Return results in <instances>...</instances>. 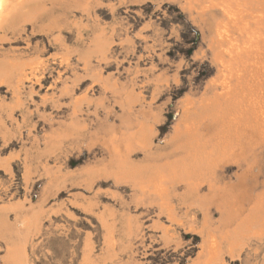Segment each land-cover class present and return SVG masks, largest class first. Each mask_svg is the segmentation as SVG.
I'll use <instances>...</instances> for the list:
<instances>
[{
  "label": "rangeland",
  "instance_id": "374dc122",
  "mask_svg": "<svg viewBox=\"0 0 264 264\" xmlns=\"http://www.w3.org/2000/svg\"><path fill=\"white\" fill-rule=\"evenodd\" d=\"M1 1L2 14L14 13L22 4L31 9L37 5L36 0ZM209 1L192 8L189 0H93L87 13L66 2L54 4L47 0L34 18L16 14L10 25L0 28V62L18 61V70L20 66L25 69L17 72L13 83L0 81V212H4L1 217L11 229H20L15 212H27L26 217L29 212H40L33 218L36 222L26 240L19 242L20 264H193L204 252L207 222L217 226L219 212L212 206L205 216L192 206L182 182L169 191L144 189L143 197L133 186L116 184L100 173L94 174V181L87 184L80 181V175L106 158L99 145L87 146L86 136L105 125H119V93L133 90L138 99L131 109L149 106L151 113L145 114L146 120L147 116L158 114V119L152 120L150 146L133 150L131 162H148V154L165 160L173 152L175 134L194 123L196 110L190 108L192 101L197 105L202 98L206 99L204 103L212 102L213 87L228 76L229 61L238 53L253 50L256 38L264 36L253 26L261 17L257 10L249 17L246 15L250 12H241L242 6L229 7L236 16L227 12L224 3H218L221 1ZM231 20L240 22L238 30L229 28V22H234ZM247 27L253 32L252 37L247 34ZM99 30L111 39L102 60L88 51L94 33ZM94 73L111 86L102 88L93 79ZM113 89L119 93L113 94ZM77 99L80 111L74 114L71 106ZM172 114L176 117L172 118ZM68 119L73 120V126L79 119L83 123L77 130L79 136L68 133ZM56 134H61L58 144L54 142ZM256 151V179L261 188L264 145ZM236 171V163H225L220 173L222 182L231 179ZM52 181L48 198L41 201L42 188ZM204 186L201 184L203 191ZM17 203L22 206L19 211L11 208ZM165 207L177 213V221L170 220L168 212L162 211ZM163 231L167 239L174 241L165 243ZM243 235L233 256L226 252L227 247H222L220 264H264V234ZM13 242L18 239L9 242L0 233V264H5L2 257L7 245Z\"/></svg>",
  "mask_w": 264,
  "mask_h": 264
},
{
  "label": "bare ground",
  "instance_id": "6f19581e",
  "mask_svg": "<svg viewBox=\"0 0 264 264\" xmlns=\"http://www.w3.org/2000/svg\"><path fill=\"white\" fill-rule=\"evenodd\" d=\"M43 1H47V0H36L37 5L34 9H31L30 7L26 8L25 5L22 4L24 6L21 5V7L20 6L17 7V11H15L14 13L12 12L13 14L10 13V11L6 14H2L0 10V16L2 17L0 20V28L10 25V23H12L13 18L16 16V14L19 15V17L21 18L23 17L26 18L27 16L33 17L36 14V11L39 10V7L42 6L41 4L43 3ZM48 1L54 4L66 2L68 4L73 5L74 7H80L81 11L83 10L84 12H87L88 9L91 10L90 5L93 3V0H48ZM204 1H208V0H197V1L195 0L194 3L192 0H189L188 5L192 8L193 7L199 8V6H202L201 4H203ZM212 1L214 0L209 1L211 2L210 4H212ZM218 1H221L218 3H221V4L224 3L227 6L226 10L231 15L236 14L237 16V13L235 12V10L234 12L233 11L231 12L229 8L231 7V9L232 8L234 9L235 8L234 5L242 6L241 7L242 13L245 11L248 13L250 12L249 15H246L249 17H252L251 14L255 10L260 12L261 17L259 21H257L254 25L252 24L253 22L252 23L250 22V23L254 26L255 31L259 30V32L261 31L262 35H264V0L262 1L261 0H236L235 2H233L232 0H218ZM1 2L2 1L0 0V7L2 6ZM197 3L199 4V6H196L198 5ZM215 4H217V2ZM201 10H203L202 7H201ZM241 12L239 11V15H241ZM246 12L245 14H247ZM37 18L35 16V19ZM243 19L244 18H242V21L244 22L245 20ZM231 21L232 22L234 21V22L232 24L231 22H229V26H230L229 28H231V30H238L240 28L238 23L240 22L238 21L236 22V20H231ZM242 21H241V24H242ZM20 22H23V21H20ZM258 25H260L261 27L258 28ZM51 26L53 25L51 24ZM89 27L90 26H88V28ZM248 27L246 29H248ZM240 30H242V28ZM248 31H247V34L250 33L249 34L250 36L253 32L252 31L248 32ZM92 39H93L92 43L90 44V47L88 48V51L90 53L89 55L91 54H93L94 56L97 55L96 58L98 57L102 60L104 58L105 52L107 51L109 45L111 44L109 43L111 39L109 36L106 35L105 32H102V30L101 31L99 30V32L96 35L94 33V38ZM124 42H125V39H124ZM253 45H255V48L253 50L250 49V51L247 49L248 52H246V54L244 52L245 55L244 54L239 55L238 53L236 54V56L233 55L234 56L233 59L230 58L231 59V61H229L230 64L229 66H227L228 76H224L225 78L223 79V81L220 83L219 86L213 87L214 92H213L212 97H214V99L212 100V102L204 103L203 101H205L206 99L202 98L200 102L198 101L199 105H197L198 104L197 102L194 103L195 100L192 101L193 104L190 108L196 110V111L193 110V112L195 111L193 113L194 123L191 124V127L186 128L184 132H180L181 131L180 130L179 132L177 131L178 132L177 134L174 133L175 139L172 141L173 143H171L173 145V152L170 155L171 157L167 156L168 158H166L165 160H162V159H159V156L148 154L150 155V157L148 158V162H141V163L131 162L130 154L133 152V150L135 149L144 150V149H147L148 146H150L149 140L152 139V135H153L152 128L154 126V125L152 126L153 124L152 120L156 118L155 114H152L151 116H147L149 118L148 120H146L145 114L149 115V113H151L149 106L148 108L140 107L137 110H132L133 108L131 109L132 103L134 104V102H136L138 99L137 95L133 93L134 92L133 90H129L125 92L124 94H120L117 89L112 90L113 94L119 93L120 95L118 96L120 98V101L119 103H117L122 108V113L119 116V121H120L119 125L115 126L113 124H108V125L103 126V128L100 131L98 130L93 131L86 136L87 146L90 145L91 147L93 145L95 146L99 145L100 148H102L105 151L106 158H104L105 160L100 162V164L98 163L99 165H97L96 168L94 166V168L89 169L88 172L84 170L85 172H83L80 175L81 182L87 184L91 180L94 181L93 180L94 177L97 176V175L95 176L94 174L100 173V175H104L107 178L110 177L113 180V182L116 184L123 183V184H129L133 186L136 189V191H138V193L141 194L143 197L145 196L144 189H147L149 191H151L152 189V191H158V192H160V190L169 191L170 188L174 187L173 186L174 184H176L177 182H182L183 187L186 190V194H187L186 196L189 197L188 199L190 200V203L192 206H195L196 208L201 210L205 216H207L209 209L212 206L218 210L219 217L217 220L218 221L217 226L215 225V227H213L212 225L213 222L212 223L207 222L208 226H206V229H207L208 235H206V239L204 240L205 242L203 241V244L205 246L204 247L201 246L205 248V250L203 253L200 252V255L197 256L198 258L193 264H220V260H221L220 250L222 249V247L224 248L227 247L226 252H228L231 256H233L234 253L236 252V245L243 241L244 239L243 234H245V232L247 233L249 232L251 234H256V233L264 234V182L262 184V187L259 188L257 184V179H256L257 173L259 172V166H258L259 154L256 150H257V147L259 148V146L264 145V36L256 38V41L254 42ZM105 57H106V54H105ZM15 62L18 63V61H15ZM15 62L14 63L5 62V61L0 62V81H2V83L4 82L8 84L13 83L14 78H17V72L21 70L22 68L24 69V67L21 68L20 66V69L18 70L19 65L17 66ZM86 62H89V61H86ZM22 66H24V64ZM92 76H93V79L97 80L101 84L102 88L103 87L106 88L108 87V85L111 86L107 80L102 79L103 77L101 78L99 75L96 76L95 73ZM15 81L19 82L16 79ZM219 88L225 89V91L218 93L217 90H219ZM67 90L66 92L69 91ZM77 102H78V99L72 103V106H71L73 108L72 113L75 112L77 114V111L79 110L80 106L79 104H77ZM202 104H205V105H202ZM126 109H129L132 111L128 112ZM182 113H184V111ZM188 117H190V115ZM70 121L73 122V120H69V122ZM78 121H80V119ZM78 121L76 120L74 122L75 123L74 126H73V123L70 122L71 128L68 131V133H71L73 135L75 134L78 135L77 130L80 128V125L83 124V123L80 124ZM153 121L155 122V120ZM59 136L58 134H56V140L54 142L57 143ZM172 136L174 135L172 134ZM68 138H71V137H68ZM50 150H52V148ZM228 162L236 163L237 171L232 177L233 179L231 178L226 182H222L223 178L221 177V174H220L221 169H223V165ZM32 171L30 172L32 173ZM240 175L241 176L245 175L247 178L244 179V176H243L242 179H239ZM53 184H54L53 181L48 182L47 185H45L42 188V191L40 194V200L42 199L44 201L45 198H48V196L46 197V195L50 193L51 187H53ZM201 184H205L204 186L206 187L205 191L202 190ZM157 196H158V193H157ZM138 199H140V197ZM142 203H143V200H142ZM169 203L171 202L169 201ZM18 204L19 203H17L16 205H12V206L10 205V206L15 211H19L22 206ZM8 205H6V207ZM163 210L164 211L166 210L165 212H168L167 215L170 216V220H174L177 217V213L173 212L174 210L172 211L168 207H165L164 209L162 208V211ZM3 213L4 212H0L1 236L3 238L5 237V239H7L9 242L11 241V239H14V238L18 239V242L16 243L13 242L14 243L13 245H7L5 254L2 258L5 264H20L21 263L20 256L22 252V249L20 248L22 247L19 246V242L26 240L25 238L29 235L30 229L36 222V220L33 219L35 218V216L28 218L26 217L27 212L26 214L21 212V214L23 213L22 215H19L18 212H15V216L17 214L16 222H18L19 220L20 229H11L9 224L7 225L6 221L1 217ZM179 215L180 214H178V216ZM37 224H38V220H37ZM161 237H163L164 242L165 241L167 242V240L170 241V239H167L169 237L167 236V234H165V232L162 234ZM210 254L211 256H209V258H207V256L204 257L205 255H210ZM202 255L204 257L203 259H201ZM92 263L95 264L94 262Z\"/></svg>",
  "mask_w": 264,
  "mask_h": 264
},
{
  "label": "crops",
  "instance_id": "0c3cea01",
  "mask_svg": "<svg viewBox=\"0 0 264 264\" xmlns=\"http://www.w3.org/2000/svg\"><path fill=\"white\" fill-rule=\"evenodd\" d=\"M25 205V204H24ZM20 213L19 215H22L21 212H18ZM43 213V212H42ZM50 213H55V212H45V214H50ZM38 214L40 215V212H29L28 213V218H30L31 216L34 217V216H37L38 217ZM25 228V227H24Z\"/></svg>",
  "mask_w": 264,
  "mask_h": 264
},
{
  "label": "water",
  "instance_id": "95a60500",
  "mask_svg": "<svg viewBox=\"0 0 264 264\" xmlns=\"http://www.w3.org/2000/svg\"><path fill=\"white\" fill-rule=\"evenodd\" d=\"M157 115H158V114H157ZM157 115L155 114V117H156V118H157ZM175 117H176V115H175V114H172V118H175ZM118 143H119V142H118ZM243 176H244V179L247 178L245 175H243ZM243 176L240 175V176H239V179H242ZM170 241H174V239L171 238Z\"/></svg>",
  "mask_w": 264,
  "mask_h": 264
}]
</instances>
